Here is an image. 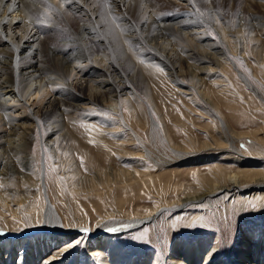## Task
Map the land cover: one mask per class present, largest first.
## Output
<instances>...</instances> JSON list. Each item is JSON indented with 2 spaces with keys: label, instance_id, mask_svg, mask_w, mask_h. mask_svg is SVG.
Instances as JSON below:
<instances>
[{
  "label": "bare ground",
  "instance_id": "obj_1",
  "mask_svg": "<svg viewBox=\"0 0 264 264\" xmlns=\"http://www.w3.org/2000/svg\"><path fill=\"white\" fill-rule=\"evenodd\" d=\"M248 53L264 69V0H0V215L27 214L39 222L21 234L0 232L7 235L0 244V264H13L15 257L18 264H62L60 257L74 255L81 243L75 242L87 237L91 249L86 264H163L150 254L137 262L127 249L115 250L111 258L104 255L114 237L150 224L167 209L179 213L211 204L219 196H231L239 209L247 199H264V167L255 164L232 172L218 164L208 168V174H196V189L177 184L176 199L155 205L146 214L119 217L104 212L93 227L83 221L71 228L44 194L42 174L30 171L29 165L41 126L42 142L54 159L58 149L63 150L61 145L70 143L91 172L83 177L87 184L82 187L78 174L72 176L60 167L70 181V192L82 191L100 202L105 198L100 185L147 176L121 167L139 160L127 151V142L134 139L115 144L125 134L124 122L117 119L122 112L146 115V108L155 115H172L158 103L167 99L164 89H173L188 102L200 101L205 107L197 109L198 114L211 115L227 130L217 116L222 114L217 104L224 100L226 87L221 76L211 79L228 69L233 57L248 60ZM219 144L224 145L212 139L197 148L218 151ZM171 145L182 161L190 152L188 144ZM98 154L112 166L102 165ZM257 157L248 159L257 162ZM35 188L41 199L38 206L30 203L37 196L32 193ZM109 220L115 221L105 226ZM30 234H35L34 240ZM204 237L208 241L211 234ZM218 250L217 244L211 247L203 241L182 247L175 243L170 259L172 264H264V225L245 230L226 259L219 260Z\"/></svg>",
  "mask_w": 264,
  "mask_h": 264
},
{
  "label": "rangeland",
  "instance_id": "obj_2",
  "mask_svg": "<svg viewBox=\"0 0 264 264\" xmlns=\"http://www.w3.org/2000/svg\"><path fill=\"white\" fill-rule=\"evenodd\" d=\"M247 55L249 56L248 60L233 57L228 69L215 74L211 79L215 81L221 76L222 85L224 88L226 87V92L223 94L224 100L217 104L222 108V114H217V116L227 125L228 131L220 127L219 121L211 115L198 114L199 110L197 109L205 107L200 101L198 104L188 102L185 100L186 98L182 99L180 94L176 95L173 89H164L167 99L158 103L160 109H169L172 115H155L145 108L146 115L132 116L128 110H124L126 116L122 112L121 118L117 119H122L124 122L125 134L122 139L121 136L117 137L115 144L123 143L125 138L134 139L133 143L127 142V151L132 154L131 157H138L139 160L123 164L121 167L135 168L143 171L147 176L138 179L125 177V180L108 184L106 187L100 185L98 188H101L105 197L100 202H94L82 191H77L74 194L70 192V181L65 179L60 167L72 176L78 174L79 178L76 176L75 179L77 178L76 181L82 187L87 184L83 177L90 176L91 172L89 173L83 167L84 162L80 159L81 155L72 149L70 143L68 146L67 143L65 145L71 149L67 150L64 148L66 146L61 145L63 150L58 149L59 154H56L57 158L54 159L48 147L42 142V134L45 129L40 126L36 131V147L33 150V156L30 157V171L36 170L40 175L42 174L44 181L42 184L43 186L44 183L47 184L44 194L49 196L55 208L60 212L62 223L72 228L73 225L85 221L84 223L87 225H83L93 227L100 220L98 215H105V213L116 212L119 217L146 214L155 205L165 204L176 199L180 193L175 189L177 184H182L184 189L185 187L196 189V174H208V168L218 164L232 172H237L245 167L250 169L255 164L259 165V168L264 167V153H258L264 152V69L254 61L249 53ZM261 55L264 56V53ZM240 74L246 78L252 89H249ZM206 109L209 110L208 107ZM176 118L179 120L176 121ZM116 122L118 124V121ZM223 123L222 125L225 126ZM128 132L133 134V137L129 136ZM232 135L233 137H231ZM253 137L257 139L255 140ZM210 139L219 140L225 147L219 144L218 151H198L197 147L201 143L210 142ZM171 143L190 145L191 148L186 149L190 152L184 154L183 161L172 150ZM255 145L259 149L256 150ZM234 147L239 153L232 150ZM141 150H144V154ZM98 156L102 165L112 166L107 159L100 158L102 155L98 154ZM254 156H258L257 162L248 159V157ZM248 160L251 161L248 162ZM239 161L242 164H239ZM246 162L247 164H245ZM148 175L152 177H148ZM147 178L149 180H146ZM16 187L11 185V188ZM0 190H2L1 186ZM36 192V188L32 189V193L37 196L30 198V203L38 206L41 199ZM209 203L195 207L190 206L179 213L178 211L172 212L171 209L159 212L150 224L144 223L145 225L137 227L132 233L114 237L111 240L110 251L106 252L104 256L111 258L115 250L127 249V254L133 253L131 256L133 259L137 258V262L141 263L140 257L143 258L150 254L159 263L172 264L170 252L174 250L175 243L182 247L184 244L203 241L211 247L217 244L219 250L216 254L220 257L219 260H222L221 258L226 259L227 252L231 253L238 246L245 230L248 228L260 229V225H264V199L261 196L247 199L246 206L240 209L235 206L237 200L232 199L231 196L226 199L219 196L211 204ZM195 213L196 217L192 218ZM30 218L34 219L33 221L36 223L30 222ZM86 219L89 220L88 223ZM109 221L105 226H109L115 220ZM118 222L125 223L126 220ZM35 224L39 225L36 216L24 214L22 217L19 215V217L13 218L10 213L4 216L0 215V232L21 234L33 230ZM208 234H211V239L205 241L204 236ZM6 236L0 235V244L6 241ZM34 236L35 234H30L28 238L32 237L34 240ZM88 239L87 237L81 241L74 255L68 253L61 256L60 262H63L62 264H86L88 262L86 252L91 249ZM150 259L151 257L148 260ZM18 261V257L17 261L15 257L13 264H18ZM22 262L24 261L19 263Z\"/></svg>",
  "mask_w": 264,
  "mask_h": 264
},
{
  "label": "snow or ice",
  "instance_id": "obj_3",
  "mask_svg": "<svg viewBox=\"0 0 264 264\" xmlns=\"http://www.w3.org/2000/svg\"><path fill=\"white\" fill-rule=\"evenodd\" d=\"M202 14V13H201ZM84 232H87L88 229H83ZM109 231H112V229H109ZM81 241L77 240L75 243L79 244Z\"/></svg>",
  "mask_w": 264,
  "mask_h": 264
}]
</instances>
